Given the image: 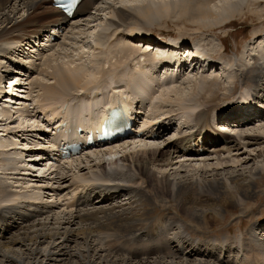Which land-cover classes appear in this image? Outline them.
I'll list each match as a JSON object with an SVG mask.
<instances>
[{"label": "bare ground", "instance_id": "6f19581e", "mask_svg": "<svg viewBox=\"0 0 264 264\" xmlns=\"http://www.w3.org/2000/svg\"><path fill=\"white\" fill-rule=\"evenodd\" d=\"M214 1L177 0L168 5L146 2L133 7L109 5L114 17L106 18L105 25L112 27L114 33L125 29L129 39L140 35L143 39L147 33L143 26L149 20L185 16L195 22L199 30H214L231 24L242 12L235 1L220 0L218 9L211 5ZM263 1L256 0L253 4L259 7ZM96 5L97 0H81L74 15L66 18L53 7L51 0H0V66L3 71H12L10 76L15 71L32 72L29 69L37 70L36 61L40 60L41 68L44 64L50 68L47 74L54 81L53 84L31 81L42 91L40 101L43 103L38 107L46 126L42 125L40 129L41 125L38 127V123L30 122L36 116L31 114L29 107H24L23 102L27 101L21 99V93L13 94L12 104L18 109L17 113L29 111V122L16 128L9 126L13 121L4 123L1 135L21 133L32 138L33 134L37 139L31 145H24L25 150L21 152H10L19 149L11 147L13 142L2 144L5 142L0 141V264H253L251 255L260 257L262 262L259 264H264V234L259 235L264 228L257 230L262 222L260 225L253 222L238 234L228 231L221 233L225 235L222 236L216 232L224 229L228 218L235 220L251 208V202L257 201L258 193L263 191L257 178L264 171V156L260 164L251 167L248 166L249 158L245 157L254 150L251 146L264 144V124H261L264 123V112L259 113L252 107V110L245 109L234 115L232 104L219 110L208 101L200 104L189 97L176 98L173 105L166 104L164 95H160L166 85L147 93V70L141 67L135 73L118 74L115 69L123 66L122 61L114 63L112 69L101 68L100 71L89 65L73 70L68 66H50V57L63 44L57 40L61 37L59 30L74 29L80 21L88 23L91 11L99 10ZM250 11L258 19H264V8ZM49 31L55 34L51 42H48ZM216 38L223 46L221 36L216 35ZM36 40L42 43L35 48ZM171 41L176 42L171 49L177 47L182 51L189 47L187 40L178 39L161 44ZM118 45H121L118 51L123 58L140 57L146 67L149 64L150 70L153 69L152 73L157 71L156 79L151 77L156 85H162L167 78L176 82L183 78L181 74L172 73L174 69L160 75L162 70L157 64L162 61L170 64L173 60L177 71L178 67H184L187 59L184 52L171 54L169 49L168 53L163 49V52L150 53L124 43ZM191 48L189 55H203L217 61L222 71L230 68L225 83L220 81L217 73L200 71L204 78L207 73L211 75L212 94H221L223 102L232 100L238 93V87L234 88L232 81L238 78L240 85L247 89L244 96L241 94L242 99L259 104L264 111V32L244 46L240 59L234 63L222 58L213 60L200 46L195 50ZM27 54L29 57L24 58ZM98 72H110V91L105 100L102 86L97 85L94 78ZM12 79L13 76L10 84ZM119 81L124 83L120 85ZM14 87L21 92L25 88L22 85ZM79 89L81 92L72 94ZM140 90L143 94L138 96ZM100 96L104 101H100ZM145 96L149 102L145 101ZM154 98L157 101L152 102L151 111L155 113H147V104ZM125 100L140 113L143 123L151 125L148 131L135 128V133L120 141L97 144L64 163L60 162L57 153H52L51 158H47L49 153L35 156L37 153L33 148L36 145L44 141L58 144L69 124L89 125L98 121L108 106ZM44 104L54 108L45 109ZM253 117L258 121L256 125ZM3 119L1 115L0 122H7ZM177 119L180 122L176 135L161 143L160 138ZM218 120L229 121L231 133H223L225 128L218 132L214 129L216 125L209 124L218 123ZM63 122L66 124L61 125ZM262 130L260 134L256 133ZM154 131L156 135L153 136ZM128 141L144 144L112 157L117 152L112 150L113 147ZM229 143H233V147H229ZM23 157L27 158L24 160ZM118 161L123 162L125 172L116 168ZM64 169L70 173L68 177L62 173ZM163 200L173 202L179 216L153 215L157 203ZM211 230L216 232L214 237L206 235Z\"/></svg>", "mask_w": 264, "mask_h": 264}, {"label": "rangeland", "instance_id": "374dc122", "mask_svg": "<svg viewBox=\"0 0 264 264\" xmlns=\"http://www.w3.org/2000/svg\"><path fill=\"white\" fill-rule=\"evenodd\" d=\"M104 1H106L107 3H105ZM176 1L177 0H97L96 6H97V9L99 10L95 11L93 9L91 11L92 12L91 15L87 18V20H89L88 23H86L85 21H80L81 23L79 24V26H77L74 29L70 28L72 31L69 28L63 31L62 30L59 31L58 34H61V37L57 38V40L59 41L58 43H63V44L60 47H58L57 52L54 55H52V57H50L51 59L50 66H55V65H61L64 67L68 66L70 70H73L72 68L81 69V68H85V65H89L91 67L92 66L97 67L100 71L101 68H104L107 70L112 69L114 68L113 67L114 63L118 61L119 62L122 61L121 65L123 66H121V68L115 69L118 71V74L127 75V74H130L131 72L135 73L136 71H139L141 67L142 69L147 70L146 74H149V76L147 75L146 77V85H145L146 88L148 87L146 89L147 93L149 94L152 93L153 88L158 90L159 88L161 89L163 85L164 87L166 85L167 87L163 88L160 92L161 96L164 95L163 98L165 97L166 104L169 103L173 105L174 100L176 98L189 97L188 98L189 100H192L193 102L200 103V104H205L208 101L213 105H217V107L220 108L219 110H221L222 108L229 107L232 104V107L235 106L234 113L239 114L241 112L240 111L241 104L239 103L241 102L240 100H242L241 94L244 96L247 89L240 85L239 83L240 80L238 78L235 79V81H232L233 82L232 84L235 85L234 88L236 86L238 87V90H237L238 93H236V95L234 96V98H232V100H229L227 102L222 101L221 94H212L214 90H210L211 88L210 83H212L211 75L207 73V76L204 78L202 77L200 70H197V69L189 71V72L186 71L185 74H182L183 78L179 82L174 81V79L169 80L167 78L166 82L158 86L156 85V82H153V79L151 78V77H154V79H156L155 76L157 74L156 73L157 71L154 69L156 72L152 73L153 69L150 70V66L148 63H147L148 66L146 67L145 61L141 60L142 58L140 59V57L134 58L130 55V56H127L126 58H123V56H121V53L118 51L121 45H118V44L124 43L125 45H128V46L131 45V46L140 47L141 52H143L144 50H148V52L151 53L154 51L159 52L160 49H158V47L162 46L161 44L162 42L169 41L172 39H178V40H184V41L187 40V43L189 44L190 48L191 46H194V47L200 46L202 50L204 51V53L209 55L213 60L222 58V59L227 60L229 63L230 62L234 63L238 61V59H240V55H241L240 53L243 51L244 46L247 43H249L251 39L256 38V36H259L262 32H264V19L262 20L258 19L257 17L253 16V13L250 11L251 9L264 8V3L258 4L259 7H257L256 5L253 4V2H255L256 0H231L233 2L234 1L236 2V7L240 8L242 12L239 14V16L237 15L236 18H234L231 24L227 23L225 26L223 25L224 26L223 29L219 28V29H214V30H206L204 28L203 29L201 28L199 30V28H197L196 26V23L192 22L187 17L185 16L184 17H179V16L174 17L173 16V17H168V18H162L160 21L159 20L146 21V24L143 26V31L147 33L145 34V36H143V39L140 37L141 32L138 33L140 36L129 39L126 37L127 33L125 29L123 28L121 30L119 29V31L117 30V32L114 33L115 30L112 27H106L105 25L106 18L114 17L109 5H113V6L122 5L126 7H133L135 5L140 6L141 4L146 3V2H155L157 4L159 2H164L168 5L169 2H172L174 4ZM214 2L211 3V5L214 4L213 8L218 9L222 1L215 0ZM216 35L221 36L222 41H223V46H220L221 44L219 40L216 38ZM98 36H99V39L97 38ZM148 47L149 49H147ZM160 52H163V51H160ZM141 54H144V53H141ZM26 56L29 57L27 54V55H24V58H26ZM139 60L140 62H138ZM36 64H37L38 69L37 70L36 68H34L33 70L29 69L32 72L30 71L20 72L19 71L20 73H17V71H15L12 74L13 76L12 82L16 86L22 85L25 87L23 89V92H19V91L17 92V90L15 89H14V92L17 94L21 93V95H23L21 99L27 101L26 106H28L29 109H31V112H32L31 114L36 116L35 118L32 117V119H30V122L38 123V127H40L41 125L40 129H42V125L46 126L47 124L45 120L42 118L43 116L39 114L41 110L38 106L42 105L43 103V101H40L42 98L40 97V94L42 93V91L39 90V88L34 87L36 84H33L34 85L33 86L32 82L41 81V82H47V83L53 84L54 81L52 78L49 77L50 75L47 74V71L50 72V68L47 67V64L42 65V68H41L40 60H37ZM0 65L2 66V63ZM1 66H0V70H1L0 75H2L3 74L2 72H4L3 71L4 69ZM68 67H65V68H68ZM10 68L13 70L12 67ZM219 70L221 71V73H217V72L215 73H217V76L218 75L220 76L219 77L220 81L225 83V76L229 75L230 68L228 67L229 71L226 69L227 72L226 70L222 72L221 68H219ZM231 73H234V72H231ZM162 74L163 73L161 72L160 75ZM46 75H48V77ZM110 77H111L110 72L108 73L106 72L104 74H100L98 72L97 75L94 76L95 80L97 81L96 84L102 86L101 90H103L106 95L104 100L107 99L108 92L110 91V81H109L111 79ZM149 78H151L152 81ZM162 78L165 79L164 77ZM7 80L9 79H6V77H2L0 79V89L4 88L3 86L4 84L10 85L9 83H7ZM230 80L232 79L230 78ZM119 83H121L120 85H122L124 82L122 83V81H119ZM14 84L13 86H15ZM73 88L76 89L75 86H73ZM4 89H7V88H4ZM8 89H9L8 91H10V87ZM140 91L141 93H139L138 96H141V94H143V90H140ZM79 92H81L80 89L78 91L72 92V94L76 95V93L78 94ZM196 94H200V95L195 96ZM104 100H103V96H100V101H104ZM59 101H62V100L60 99ZM59 101L54 100L55 103H60ZM145 101L149 102V99L146 96H145ZM153 101H157V100L154 98L151 100L149 105L147 104V110H146L147 113L148 112L155 113V111L153 112L151 111L153 110V107L151 105ZM55 103H53L54 107H55ZM238 103H239V106H238ZM139 104L137 105V107L139 106ZM14 105L15 104H12L11 106L13 107L11 108L9 107L10 112H12V110L14 111L16 110V107ZM44 105L42 107L48 110L54 108L53 105L51 104H48V105L44 104ZM166 107L168 106H164L163 108H166ZM4 110L5 109L2 106L0 109V116L2 115L3 118L7 120V122L5 121L0 122L2 123V125H0V141L5 142L2 144H6V142H13L14 144H11V147H15L19 149H12L10 152H14V151L16 152V150L17 152L18 150L21 152V150L25 148L26 144L28 145V143H30L31 145L33 142H36L37 138L35 137V135L31 134L33 137L32 138L27 137L29 138V140L27 141V138L24 135H21V133L20 135L18 133H14V134L8 133L6 135L5 134L1 135V134L3 133L2 130L5 129L4 127L6 124L4 123H9L10 121H13L14 123L12 125L11 124L9 125V126H13V128L18 127L20 124L25 125L26 123H28L29 122L28 118H30L28 114L29 111L27 112V110L25 109V111L22 110L19 113H16L15 115H13V117L12 116L8 117V114H6V111ZM179 122L180 120L177 119L176 123L169 130H167V132H165L164 135H162V137L159 140L161 143L166 142L169 138H172L176 135ZM257 122L258 121L255 120L253 123L256 125ZM209 124H211V126L214 125V123L212 122ZM216 124L218 126V127H215L216 131H218V128H227V130L223 129L222 132L231 133L229 132L230 129L228 128L229 121L226 120V121L218 122ZM261 124H264V123H261ZM160 127L163 128L162 126ZM261 132H263V130L256 131L257 134H260ZM142 143L144 144V142L137 143V141L136 142L128 141L122 145V142H119V145H122V146L117 145L115 146V149L113 147L112 150L113 151L116 150L117 152L115 151L116 154L112 155V157L114 156V158H116L117 156H119L120 154L126 151L131 152V150L135 147L136 148L141 147V146L143 147ZM228 146L233 147V143H229ZM251 147L254 148V150L249 151L246 157L245 155H242V157L243 158L245 157V159H247V157L249 158L248 159L249 167L260 164L261 161L263 160L262 157L264 156V144L261 146H251ZM258 152L261 153L262 156H260V154H257ZM107 157H110V156L107 155ZM24 158L26 159L27 157H23V159ZM116 168L122 172H125L126 170L123 162H120V161L117 162ZM85 172L87 171H84L83 173ZM62 173L66 175L67 177H68V174H70V173H67L66 169H64ZM262 175L264 176V171H262V173H260V175L257 178V181L259 182L258 185L260 189L263 190L261 193H258V200L252 201L251 208L243 212L239 216V218L235 220L228 218L226 220V223H224L223 225L224 229L220 230L219 232L216 231L217 233H220V235L222 236H225V235L221 233H227L228 231L230 232L232 231L231 232L232 234L233 233L238 234L239 231L246 230L253 222L254 223L258 222L257 225H260L261 222L263 223L261 227L258 226L259 227L257 228L258 232L262 230V228H264L263 227L264 226V177H260ZM9 182L11 181L9 180ZM66 184H69V182H66ZM94 198H96V195H94ZM163 201L164 202L157 203L156 211L155 213H153V215L162 213V215L160 216H163V217L164 216L165 217L179 216L178 214L179 211H177L178 208L173 202L169 200L168 201L163 200ZM239 220L241 221L240 226H238ZM214 228H217V225H215ZM216 232L211 230L210 233L206 235L213 236V234L216 235ZM197 234L199 235V233ZM262 234H264V232H259V235H262ZM259 259L260 257L251 255L250 260H252L253 264L255 263L257 264V262L259 264V262L261 261V259L260 260Z\"/></svg>", "mask_w": 264, "mask_h": 264}]
</instances>
